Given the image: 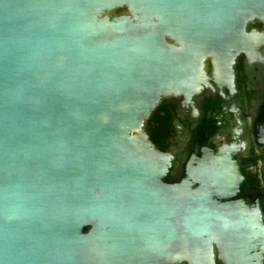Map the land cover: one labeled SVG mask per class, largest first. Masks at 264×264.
<instances>
[{
	"label": "water",
	"instance_id": "obj_1",
	"mask_svg": "<svg viewBox=\"0 0 264 264\" xmlns=\"http://www.w3.org/2000/svg\"><path fill=\"white\" fill-rule=\"evenodd\" d=\"M256 19L264 0H0V264H214L215 244L262 264L261 211L218 201L226 169L167 183L145 130L208 59L234 78Z\"/></svg>",
	"mask_w": 264,
	"mask_h": 264
},
{
	"label": "flooded vegetation",
	"instance_id": "obj_2",
	"mask_svg": "<svg viewBox=\"0 0 264 264\" xmlns=\"http://www.w3.org/2000/svg\"><path fill=\"white\" fill-rule=\"evenodd\" d=\"M247 29L264 34V21L256 19ZM206 70L207 87L191 99L164 96L145 130L156 148L172 158L165 182L179 183L200 169H226V192L218 201L260 210L264 222V144L257 133L264 117V38L237 55L234 78L225 76L211 58ZM258 253L264 264V249L259 247ZM214 255V264H227L216 244Z\"/></svg>",
	"mask_w": 264,
	"mask_h": 264
},
{
	"label": "trees",
	"instance_id": "obj_3",
	"mask_svg": "<svg viewBox=\"0 0 264 264\" xmlns=\"http://www.w3.org/2000/svg\"><path fill=\"white\" fill-rule=\"evenodd\" d=\"M125 12V10H123V9H118V10H116V12L114 13L115 15H119V14H122V13H124Z\"/></svg>",
	"mask_w": 264,
	"mask_h": 264
}]
</instances>
